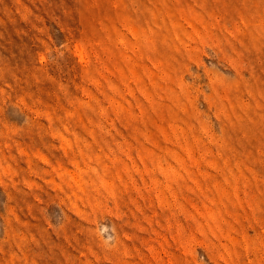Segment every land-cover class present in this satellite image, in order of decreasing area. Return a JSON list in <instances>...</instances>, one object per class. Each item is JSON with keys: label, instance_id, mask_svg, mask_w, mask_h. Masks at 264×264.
Returning <instances> with one entry per match:
<instances>
[{"label": "rangeland", "instance_id": "374dc122", "mask_svg": "<svg viewBox=\"0 0 264 264\" xmlns=\"http://www.w3.org/2000/svg\"><path fill=\"white\" fill-rule=\"evenodd\" d=\"M0 264H264V0H0Z\"/></svg>", "mask_w": 264, "mask_h": 264}]
</instances>
